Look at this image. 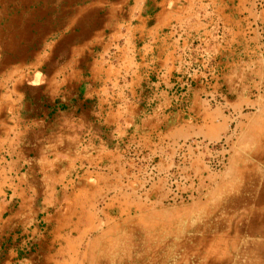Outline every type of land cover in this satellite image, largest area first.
Returning a JSON list of instances; mask_svg holds the SVG:
<instances>
[{
    "label": "crops",
    "instance_id": "crops-1",
    "mask_svg": "<svg viewBox=\"0 0 264 264\" xmlns=\"http://www.w3.org/2000/svg\"><path fill=\"white\" fill-rule=\"evenodd\" d=\"M75 5L60 60L52 47L47 60L7 62L0 37V264H96L103 245L118 243L130 261L167 260L179 248L170 240L204 229L152 211L182 151L199 174L201 155L184 146L217 143L234 127L237 149L264 161V0ZM255 193L248 233L261 241L245 257L264 264V193ZM235 237L196 240L200 261L226 264Z\"/></svg>",
    "mask_w": 264,
    "mask_h": 264
},
{
    "label": "rangeland",
    "instance_id": "rangeland-1",
    "mask_svg": "<svg viewBox=\"0 0 264 264\" xmlns=\"http://www.w3.org/2000/svg\"><path fill=\"white\" fill-rule=\"evenodd\" d=\"M78 1L80 0H0V37L3 58L7 62L31 61L39 55V60L43 61L48 59V50H52L54 47L55 59H62V41L68 36L70 29H74L76 26V22L69 21V17L76 11L78 6L75 3ZM246 111L247 113L254 112L249 108ZM240 141L237 130L232 127L229 134L219 142L211 143L214 148H206L202 145V148L197 150L194 147L201 155L199 174L197 175L194 174L191 167L192 160L187 158L184 151L181 152L180 156L187 159L184 166L187 167V173L195 176L192 195L189 200L183 203H168L169 188L164 177L166 199L163 205H158L152 211L171 216L177 214L186 217V215H190V220L185 218L186 220L184 219L182 222L184 227L198 225L204 228L195 235L186 234V237L181 240L176 238L170 240L169 243L176 242L179 246L173 254L169 255L171 258L167 260L153 259L159 255H152L145 262L130 261L128 249L125 245L118 243V249L122 252L118 257L113 254V249L117 246L106 244L103 245L102 253L95 255L97 259H100V261H96V264H211L210 261H200L201 257L197 252L203 253L204 249L198 246L195 241L205 236L210 238L213 235H223L228 244L229 238H234L235 235L236 237L241 236L235 249L229 247L226 254L229 256L230 253L234 260L229 261L226 256L224 260L226 264H247L245 257L247 246L261 241L257 233L250 236L248 228L256 224V215H258L254 206L255 200L258 198L255 196V191L263 190L264 193V161L256 164L254 158H251L247 153L244 155L245 151H249L248 144L245 147L247 150L243 148L244 150L242 149L240 152L239 148L237 149ZM223 156L226 159L225 166L220 170L215 169ZM241 174L242 179L240 180ZM242 204H245L246 207L239 211L237 205ZM199 215L203 217H196ZM130 216L134 217L135 215L130 214ZM197 218L199 219L197 220ZM121 219L124 217L120 215L119 221ZM105 220L106 218H103V232L107 230ZM128 220L130 221V218ZM239 220L244 223L241 230L229 227L230 222L233 224ZM122 232L124 240L127 236L130 237V229L124 227ZM136 245V249H138L140 245ZM184 246L189 247L191 251L187 252ZM167 249L171 248L167 247ZM87 263L92 264L88 260ZM251 263L253 264V262Z\"/></svg>",
    "mask_w": 264,
    "mask_h": 264
},
{
    "label": "built area",
    "instance_id": "built-area-1",
    "mask_svg": "<svg viewBox=\"0 0 264 264\" xmlns=\"http://www.w3.org/2000/svg\"><path fill=\"white\" fill-rule=\"evenodd\" d=\"M202 145L206 148H214L211 143L197 142L194 144H186V146H193L197 150L202 148ZM224 143L222 142V146ZM225 149V148H224ZM181 154V153H180ZM178 155L176 163L172 169L164 177L166 178V183L169 188L168 203H183L189 200L192 195V186L194 184L195 176L187 173V167H184L187 162L182 156ZM225 157L221 158V161L217 163L215 169H222L225 166ZM214 168V167H213ZM154 171V170H153ZM219 172V171H218ZM158 175L154 172V178Z\"/></svg>",
    "mask_w": 264,
    "mask_h": 264
}]
</instances>
